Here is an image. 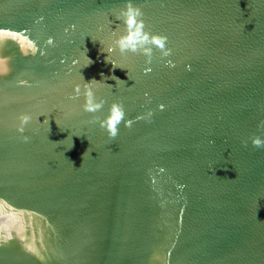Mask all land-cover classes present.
<instances>
[{"label":"water","instance_id":"1","mask_svg":"<svg viewBox=\"0 0 264 264\" xmlns=\"http://www.w3.org/2000/svg\"><path fill=\"white\" fill-rule=\"evenodd\" d=\"M128 2L0 0V264H264V0H131L113 68Z\"/></svg>","mask_w":264,"mask_h":264},{"label":"clouds","instance_id":"2","mask_svg":"<svg viewBox=\"0 0 264 264\" xmlns=\"http://www.w3.org/2000/svg\"><path fill=\"white\" fill-rule=\"evenodd\" d=\"M142 15L143 14H142L141 9L134 6L131 0H129L127 7L121 10V16L126 26V31L120 36H118L114 40L113 44L109 45L106 49L101 50L100 48L101 52L107 53L104 59L106 62H110L113 68L119 67L121 69H125V68L120 67V65H118L114 59H111V53H113L117 48L119 49L121 53L142 52L146 56L151 55V48L146 46V44L149 43V34L143 31V22L141 19H139L140 17H142ZM151 42L163 48V38L153 36L151 37ZM85 56L88 60V63L85 64L83 68L93 63V61L86 55V53H85ZM75 62L76 61H74V63ZM2 64H3V61L0 60V65ZM4 70L5 69L2 66H0V71H4ZM126 74L128 77V71ZM101 77H102L101 79H104V82L108 79H112L115 82L124 81L116 77L115 75L105 76L103 73H101ZM101 79L97 80L93 78L87 81L84 79L85 103L83 105V108L85 111L96 112L102 107L103 101L96 100L94 93L92 91L93 82H99ZM75 89H76L77 94H79L80 85H76ZM39 117L40 116L37 117L38 120H39ZM123 117H124V110H123L122 105L119 102L114 101L109 109L107 116L104 117L103 119H100L99 124L102 128H105L107 130L108 135L110 137L114 138L118 134L117 126L123 120ZM30 119H31V116L29 114L27 113L21 114L19 117L20 124L17 130L20 132H23L24 126L29 122ZM126 123H130V121ZM23 139L27 141L29 137L24 136ZM252 143L256 147H261L262 145H264V139H261L260 137H255L253 138Z\"/></svg>","mask_w":264,"mask_h":264}]
</instances>
